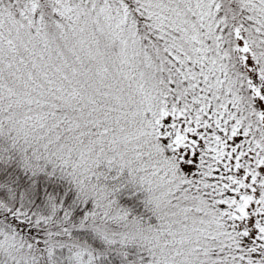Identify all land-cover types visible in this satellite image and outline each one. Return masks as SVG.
I'll return each mask as SVG.
<instances>
[{
  "label": "snow or ice",
  "instance_id": "6c2138e0",
  "mask_svg": "<svg viewBox=\"0 0 264 264\" xmlns=\"http://www.w3.org/2000/svg\"><path fill=\"white\" fill-rule=\"evenodd\" d=\"M0 264H264V0H0Z\"/></svg>",
  "mask_w": 264,
  "mask_h": 264
}]
</instances>
